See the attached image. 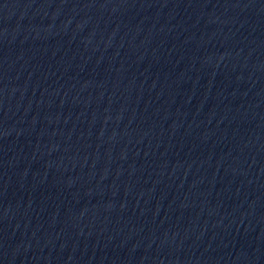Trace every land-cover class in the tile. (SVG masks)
I'll return each instance as SVG.
<instances>
[{
	"label": "water",
	"instance_id": "obj_1",
	"mask_svg": "<svg viewBox=\"0 0 264 264\" xmlns=\"http://www.w3.org/2000/svg\"><path fill=\"white\" fill-rule=\"evenodd\" d=\"M0 264H264V0H0Z\"/></svg>",
	"mask_w": 264,
	"mask_h": 264
}]
</instances>
